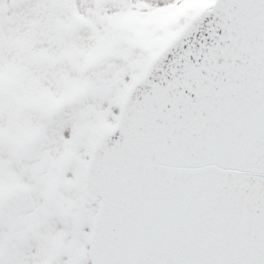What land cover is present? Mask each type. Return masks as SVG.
<instances>
[{"label":"snow or ice","instance_id":"snow-or-ice-1","mask_svg":"<svg viewBox=\"0 0 264 264\" xmlns=\"http://www.w3.org/2000/svg\"><path fill=\"white\" fill-rule=\"evenodd\" d=\"M0 264H264V0H0Z\"/></svg>","mask_w":264,"mask_h":264}]
</instances>
